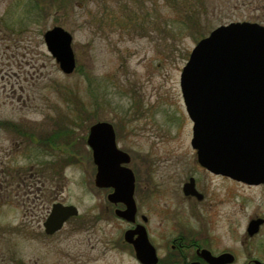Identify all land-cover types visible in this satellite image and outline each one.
I'll list each match as a JSON object with an SVG mask.
<instances>
[{"label": "rangeland", "instance_id": "1", "mask_svg": "<svg viewBox=\"0 0 264 264\" xmlns=\"http://www.w3.org/2000/svg\"><path fill=\"white\" fill-rule=\"evenodd\" d=\"M256 3L0 0V119L14 123L27 137L21 140L3 130L0 155L8 167L25 175L31 164L33 171L44 168L50 202L58 199L79 210L48 237L38 228L42 210L30 202L21 216V197L15 189L9 191L6 207L22 208L9 215L0 208V226L23 228L17 236L0 235V261L14 264L16 257L20 264H139L133 250L120 243L129 225L113 215L106 199L109 189L93 183L95 166L86 137L96 121L112 123L118 148L130 154L137 209L150 216L147 228L157 236L163 232L165 240L181 221L196 229L207 227L227 240V232L235 235L238 226L244 231L251 217L264 218V184H239L194 169L207 199L192 204L179 198L178 190L180 179L197 166L190 145L192 123L179 86L182 67L211 29L258 20L264 10L256 9ZM188 9L196 21L187 16ZM55 25L73 37L76 68L69 75L58 69L43 40V33ZM168 178L174 181L162 197L154 192L147 199L141 196L147 183L164 185ZM194 210V218L181 215ZM176 211L180 214L172 218ZM159 212L161 218L156 217ZM248 242L241 247L242 259L248 252L264 257V224Z\"/></svg>", "mask_w": 264, "mask_h": 264}, {"label": "water", "instance_id": "2", "mask_svg": "<svg viewBox=\"0 0 264 264\" xmlns=\"http://www.w3.org/2000/svg\"><path fill=\"white\" fill-rule=\"evenodd\" d=\"M47 50L59 70L69 75L76 68L72 34L55 25L43 33ZM179 86L186 112L192 121L190 145L197 162L215 174L246 184L264 183V25L230 21L213 28L191 49L182 67ZM87 144L96 164L94 183L112 187L108 199L125 205L116 210L133 220L134 174L128 153L118 149L112 125L98 121L89 127ZM72 204L54 202L44 222L45 232L59 230L71 216ZM262 223L251 220V232ZM137 233L136 239L129 236ZM136 258L144 264L156 262L153 246L142 225L125 232Z\"/></svg>", "mask_w": 264, "mask_h": 264}, {"label": "flooded vegetation", "instance_id": "3", "mask_svg": "<svg viewBox=\"0 0 264 264\" xmlns=\"http://www.w3.org/2000/svg\"><path fill=\"white\" fill-rule=\"evenodd\" d=\"M256 3V9L264 10V0H255ZM258 20L252 21L256 22L258 24L264 25V14H258L256 16ZM105 121V120H103ZM98 122V121H96ZM114 133L115 128L113 124L111 123ZM6 131V133H13L18 135L21 140L22 138L26 137V132L24 130H17L15 128L14 123H11L9 121H3L0 119V133ZM89 130V128H88ZM47 136V135H46ZM29 138H34V136H28ZM27 138V137H26ZM115 140H116V133H115ZM46 142H49L48 140H45ZM86 144H87V137H86ZM88 146V144H87ZM91 152V158H92V150ZM3 154V153H2ZM0 155V208H4L3 213L9 215L8 212H16L19 209H21L18 205H11L10 207H6V205L9 200L7 197L9 196V191L15 189L16 197H21V204H23V207L25 208V211H21V216L26 215V211L28 208H31L30 202L33 205V208H36L41 211V222L38 223V228L41 229L42 233L46 236H51L55 234L56 232L60 231L63 226L66 224L67 221H69L72 218L77 217L71 216L69 217L62 225V227L59 230L54 231L53 233H46L44 222L48 218L51 207L54 202H62L58 199H56L53 202H50L51 200V192L48 186H45V178L44 173L42 170L44 168H41L39 171H33L34 170V164H31L29 167V172L27 175L24 174L23 170L17 169V167H8V162L4 161V155ZM129 154V153H128ZM11 155V151H6V157L8 158ZM130 156V154H129ZM196 156V152H195ZM92 162L95 166V172H94V179L96 175V164L94 163L93 159ZM131 162V156L129 163ZM195 164L197 165L191 170H188L185 174V178L180 179L179 184V198H181L183 201H190L192 204L203 203L207 199V192L204 190L205 186L203 183H201V180L197 178V172L194 171L196 169L197 171H203L205 173L212 174L216 177H221L224 179H228L232 182H236L239 184L244 185H261V184H246L244 182L234 180L232 178H229L224 175L215 174L211 171L207 170L205 167L201 166L197 160L195 159ZM127 163L126 165L128 166ZM42 166V165H40ZM129 167V166H128ZM132 169V168H131ZM133 171V170H132ZM39 172V173H38ZM134 174V171H133ZM135 178V174H134ZM93 179V183H94ZM173 182V178H168L167 181H165L164 185L161 182H157L156 184H149L147 183L144 186V189L141 190V196L146 197L153 194H157V196L162 197L165 191L168 192L169 188L167 185L169 183ZM136 185V179L134 181V192H133V198L136 204V211L133 217V220H126L118 215L116 210H123L125 208V205L120 202H113L108 199V195L113 192L112 187H97L94 183V186L99 189H109V192L106 194V199L109 204H111L113 208V215L125 222L129 225L127 229L123 232V241L120 243L127 244L128 247H130L133 250L134 256L135 252L133 249L132 244L126 240L125 238V232L128 230H134L136 226L142 225L145 229L146 236L150 244L153 246L155 255H156V262L152 264H264V257H251L250 252L246 254L245 259H242L243 257V250L242 246L250 244L251 242H248L249 240L253 239L259 234V230L264 224V218L259 216L251 217L248 221L246 226L244 227V231L241 230V226H238L239 231L233 235L232 231L230 233H226L225 235L228 236L227 240H224L223 236L220 234H217L216 232H211L207 227H201V228H194L191 226L184 225L181 221H176L177 225H175L170 230V236L164 240L162 237L163 232H160L159 236L155 234L154 232H151L147 226L151 222L150 216L145 212H140L137 209V203L135 200V187ZM176 187V186H175ZM174 189V187H173ZM176 190V189H175ZM143 191V192H142ZM21 193V194H20ZM146 197L145 199H147ZM16 202H18L16 200ZM25 202L28 203V205H25ZM63 204H68L65 202H62ZM13 207V209H11ZM139 213V214H138ZM196 211H187L182 216L194 218ZM79 214V213H78ZM177 214H180V212H175L174 215H172V218H174ZM161 213H157L156 217L161 218ZM167 215V214H166ZM12 216V214L10 215ZM254 219H261L262 223H260L259 226H257L256 230L251 232L248 228V224L251 220ZM237 220H239L237 218ZM22 225L20 224H14V225H1L0 226V235L10 234L13 236H17L19 232V228H21ZM23 228V227H22ZM236 230V229H235ZM234 230V231H235ZM34 233V232H33ZM32 234V233H31ZM224 234V232H223ZM138 236L137 233H133L129 236L130 239H136ZM239 241V243L236 241ZM159 241H163V243H160ZM238 244V245H237ZM125 246V245H124ZM135 259L138 261L139 264H144L140 262L136 256ZM18 258L15 257V263L14 264H20L18 262ZM0 264H10L9 261H4V258L2 261H0Z\"/></svg>", "mask_w": 264, "mask_h": 264}, {"label": "trees", "instance_id": "4", "mask_svg": "<svg viewBox=\"0 0 264 264\" xmlns=\"http://www.w3.org/2000/svg\"><path fill=\"white\" fill-rule=\"evenodd\" d=\"M182 1H184L185 2V0H182ZM188 4H190V3H188ZM179 5H181V0H179ZM178 5V6H179ZM188 6V5H187ZM188 13L190 14V15H188ZM187 16L192 20V21H196L197 19H196V17H195V15H193L192 13H190L189 12V9H188V12H187ZM197 16V15H196Z\"/></svg>", "mask_w": 264, "mask_h": 264}]
</instances>
